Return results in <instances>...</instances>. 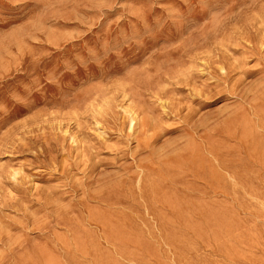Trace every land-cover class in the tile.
Returning a JSON list of instances; mask_svg holds the SVG:
<instances>
[{
	"label": "rangeland",
	"instance_id": "rangeland-1",
	"mask_svg": "<svg viewBox=\"0 0 264 264\" xmlns=\"http://www.w3.org/2000/svg\"><path fill=\"white\" fill-rule=\"evenodd\" d=\"M0 264H264V0H0Z\"/></svg>",
	"mask_w": 264,
	"mask_h": 264
}]
</instances>
